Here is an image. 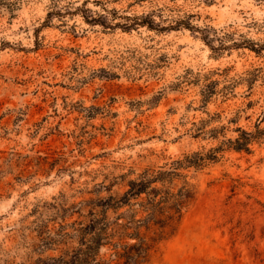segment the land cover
<instances>
[{
  "label": "rangeland",
  "instance_id": "1",
  "mask_svg": "<svg viewBox=\"0 0 264 264\" xmlns=\"http://www.w3.org/2000/svg\"><path fill=\"white\" fill-rule=\"evenodd\" d=\"M159 8L196 15L193 24L229 34L230 48L216 56L189 28L123 29L124 16ZM244 40L264 45V0H19L0 10V264H54L79 247L78 237L57 240L60 227L84 219L100 185L123 188L238 126L253 130L264 118V51L233 46ZM215 80L237 85L206 104ZM203 122L227 130L213 139L199 134ZM251 148L188 172L195 199L147 264H264V142Z\"/></svg>",
  "mask_w": 264,
  "mask_h": 264
},
{
  "label": "trees",
  "instance_id": "2",
  "mask_svg": "<svg viewBox=\"0 0 264 264\" xmlns=\"http://www.w3.org/2000/svg\"><path fill=\"white\" fill-rule=\"evenodd\" d=\"M198 1H205L208 4L214 2ZM18 3L19 0H0V10L6 8L13 12L18 8ZM195 16L185 14L168 18L164 9L159 8L141 16H124L126 22L122 27L125 30H132L146 26L158 32L189 28L194 33L201 34V38L216 56L230 48L227 44L229 34L219 36L216 31L211 34L212 28L193 24L192 19ZM93 21H105V14H100ZM213 42L214 45L211 44ZM246 45L257 53L264 51V45L258 47L248 40L233 44L235 47ZM247 81L250 87H253L256 79L249 78ZM219 85L218 80L205 85L202 90L204 103L207 104L218 93L225 97L232 94L237 81L225 85L221 90H218ZM237 118L234 117L229 122L236 123ZM263 122L264 118L258 120L253 130L238 126L235 129L238 133L236 137L226 138L216 147L183 153L164 166L147 168L136 178L122 184L123 188L115 190L116 183L100 185L96 192L98 196L84 202L89 208L84 219L60 227L57 240L62 242L78 237L79 247L66 250L59 257L52 258L54 264L149 263L156 246L176 233L186 209L195 199L196 188L189 181L188 172L204 170L216 163L226 151L251 152L253 144L264 142ZM206 125V122L202 123V128L198 129L199 134H209L213 139H218L227 130L224 125L206 131L204 130ZM125 176H120L123 182ZM103 191L106 192L105 195H101ZM104 248L108 249V252L102 254Z\"/></svg>",
  "mask_w": 264,
  "mask_h": 264
}]
</instances>
